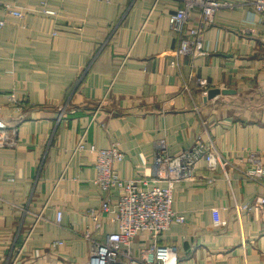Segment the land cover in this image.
Instances as JSON below:
<instances>
[{
    "label": "crops",
    "instance_id": "0c3cea01",
    "mask_svg": "<svg viewBox=\"0 0 264 264\" xmlns=\"http://www.w3.org/2000/svg\"><path fill=\"white\" fill-rule=\"evenodd\" d=\"M0 2L22 13L0 9V119L16 130L15 147L0 149V264H88L85 234L118 230L107 215L97 230L89 216L103 199L89 147L118 144V178L151 187L156 152L178 156L197 137L227 165L202 160L175 184L172 210L185 221L158 244L183 264H264V179L245 176L251 156L264 162V16L247 5L217 12L206 54L177 58L175 0ZM198 78L234 94L204 102ZM150 243L144 234L132 248Z\"/></svg>",
    "mask_w": 264,
    "mask_h": 264
},
{
    "label": "built area",
    "instance_id": "2783aa9c",
    "mask_svg": "<svg viewBox=\"0 0 264 264\" xmlns=\"http://www.w3.org/2000/svg\"><path fill=\"white\" fill-rule=\"evenodd\" d=\"M159 0H156V2ZM182 5L168 16L170 31L177 36L175 56L200 57L206 54L203 43L204 27L212 22L214 15L220 11L233 10L239 6L247 5L256 14L264 16V0H175ZM9 15L22 18V13L12 9V6L2 5ZM195 16V17H194ZM5 22L0 20V28ZM264 24V18H262ZM196 86L200 95L205 98L211 90L210 85L202 79H196ZM9 101L18 105L13 94L6 95ZM24 103H20L23 107ZM1 111V110H0ZM16 130L0 119V149H12L16 145ZM83 143L78 144L76 151L85 150ZM88 151L95 154L94 184L103 194L101 206L97 211L90 210L89 216L100 230L101 217L107 215L110 221L117 226V231L106 234L102 241L85 234L90 244L88 264H183L173 248L159 245V239L175 222L182 224L185 218L172 210V195L175 184L192 179V172L203 160L213 171L218 166H225L227 162L212 146H205L200 137H197L192 148L178 156H171L164 151L156 152L154 166L156 179L151 187L149 180L124 181L116 175L114 164L124 159L119 145L111 143L107 149L94 146ZM254 165L245 176L251 180L264 179V162L258 156H251ZM123 190L122 195L112 201L111 192ZM255 203V202H254ZM264 218V197L256 202ZM249 209V205L242 207ZM111 216V217H110ZM39 217V216H38ZM61 214L57 213L56 220L60 221ZM146 234L151 243L134 252L132 246L137 237Z\"/></svg>",
    "mask_w": 264,
    "mask_h": 264
},
{
    "label": "water",
    "instance_id": "95a60500",
    "mask_svg": "<svg viewBox=\"0 0 264 264\" xmlns=\"http://www.w3.org/2000/svg\"><path fill=\"white\" fill-rule=\"evenodd\" d=\"M220 94L227 95V94H234V92H232V91H225V90L220 91L218 89H211L208 92L207 96L203 99V101L206 102L208 100H211L212 98H214L215 96L220 95Z\"/></svg>",
    "mask_w": 264,
    "mask_h": 264
}]
</instances>
